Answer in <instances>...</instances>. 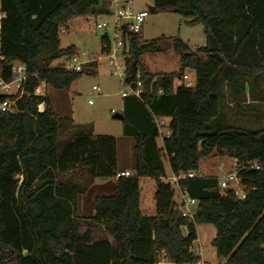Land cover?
Returning a JSON list of instances; mask_svg holds the SVG:
<instances>
[{
    "label": "trees",
    "instance_id": "obj_1",
    "mask_svg": "<svg viewBox=\"0 0 264 264\" xmlns=\"http://www.w3.org/2000/svg\"><path fill=\"white\" fill-rule=\"evenodd\" d=\"M99 1L0 0V82L11 80L16 63L26 74L17 94H0V103L15 101L13 112H0V264H158L161 255L173 264H196L190 247L201 225L215 228L210 244L223 264H264V126L231 124L222 107L225 99L236 109L247 97L264 103V0H151L154 13L201 24L206 45L192 49L179 38L129 35L123 84L137 89L139 81L141 94L123 98L121 123L122 135L133 142L134 175L118 178L113 196L96 197L94 216L79 218L77 199L85 187L76 179L114 178L116 140L56 115L48 92L35 90L44 82L46 90L66 91L96 68L70 72L50 65L77 53L73 46L59 50V34ZM164 44L179 56V69L149 74L143 56L162 53ZM187 72L194 85L176 87ZM160 119L169 120L170 132L161 147ZM211 155L259 164L257 171L237 173L244 199L221 190L214 176L177 186L164 181V160L171 174L198 175L201 160ZM141 178L155 182L154 216L140 212ZM173 186L197 202L192 222L176 210ZM94 227L113 243L94 240Z\"/></svg>",
    "mask_w": 264,
    "mask_h": 264
},
{
    "label": "rangeland",
    "instance_id": "obj_2",
    "mask_svg": "<svg viewBox=\"0 0 264 264\" xmlns=\"http://www.w3.org/2000/svg\"><path fill=\"white\" fill-rule=\"evenodd\" d=\"M133 8L136 11L146 10L153 6L151 0H132ZM108 9V0H100L98 5L92 7L87 16L73 18L63 28L65 33L59 34V50H65L71 46L75 47L79 54H84L86 57L81 60L91 61L84 65L97 64V69H88L75 80L70 88L66 91L46 90L49 94L52 110L56 115L70 117L75 125L92 124L94 127V135H107L112 137L122 138V123L112 118L115 114H121L123 106V98L121 93L125 91V86L121 77L113 75L111 68L107 64L104 54L101 53L100 37L101 32L97 31L92 23L102 22L105 18L101 15V8ZM160 36L167 38H179L192 49L204 47L206 38L203 32V27L197 22H193L191 18H182L174 13H150L145 19L139 37L143 41L156 39ZM65 59L53 62L51 67H62L65 64ZM123 64V60H120ZM143 62L146 71L152 75L167 74L177 72L179 69V56L174 53L169 44L163 45V52L159 54H146L143 56ZM191 80L194 79V74L191 72L185 73ZM175 86L182 85V82L177 80ZM98 87L99 91L92 90V87ZM13 86L11 94L16 93ZM17 94V93H16ZM241 109H236L230 103L229 99H225L222 103L223 111L227 116L228 122L237 126H242L250 129H257L264 126V103L252 104L247 97L245 103H241ZM43 110V107L40 108ZM169 132V129L162 128V133ZM131 142L130 139H127ZM233 160L229 158H220L211 155L206 159L201 160L200 175L202 176H226L233 172ZM164 167L167 176H170L168 163L164 160ZM165 181V180H164ZM76 182L85 191L82 194L88 196L105 195V192L95 188L88 189L87 178L76 179ZM166 182V181H165ZM87 184V185H86ZM231 186L236 188L235 181ZM141 197L148 199V203L154 204V181L152 179H144L140 182ZM175 202L181 200L180 194L175 186ZM105 193V194H104ZM197 203L189 205V210L195 214ZM143 216H154L156 212H141ZM99 227L92 229L93 239L99 240L105 238L104 234L97 231ZM82 225L80 231H85ZM198 240L195 245H200L203 248L202 261L204 264H223L224 261L218 259L215 249L211 246V241L215 237V228L212 225L200 226Z\"/></svg>",
    "mask_w": 264,
    "mask_h": 264
},
{
    "label": "built area",
    "instance_id": "obj_3",
    "mask_svg": "<svg viewBox=\"0 0 264 264\" xmlns=\"http://www.w3.org/2000/svg\"><path fill=\"white\" fill-rule=\"evenodd\" d=\"M108 11L102 16L105 18L102 22L92 23L93 27L101 32L100 37V47L101 53L105 55L107 64L112 70V74L124 77L125 71V61L129 53V41L128 37L130 34H140L142 25L145 19L148 17L149 12L146 10L136 11L133 8L132 0H108ZM61 33H65L62 30ZM86 56L84 54H79L78 52L70 59L66 60L65 64L62 66L63 69L67 71L80 72L83 70L84 65L88 64L91 59L81 60ZM120 60H123L121 64ZM11 80L9 82H0V94L1 95H15L18 93L21 85L25 81V67L21 64H13L11 69ZM185 87H192L194 85L195 79L191 80L187 74L182 76L179 80ZM17 90L15 94H11L12 87ZM137 89H133L131 86H125V91L121 93L122 98L128 96L139 97L141 94V83L138 81L136 83ZM92 90L99 91L98 87H92ZM161 93V91H159ZM35 94L39 96H44L46 94V87L44 82H40L39 86L35 90ZM38 107L39 111H42ZM15 110V101L10 99H5L0 103V112H13ZM115 115L114 111L110 112ZM232 165L233 172H230L226 176L218 179V186L221 190L231 189L234 195L242 200L245 198L246 191L240 186L239 179L237 178V173L239 171H245L248 169L259 170V164L254 161L247 162L244 165H238L236 161ZM200 174L194 172H181L177 175L171 174L170 177L166 178L165 181L172 185L177 186V184L185 179H192ZM120 177H132L130 172L118 173L115 178ZM236 183V188L231 186V183ZM181 200L177 203L176 210L180 212L182 217L187 218L189 221H193L195 214H192L189 210V205L196 204L197 202L191 199L186 193L179 191ZM197 240L193 242L190 247V253L193 257L199 258L196 264H204L201 260L203 254V248L200 245H195ZM164 258L161 255L159 257V263L163 261Z\"/></svg>",
    "mask_w": 264,
    "mask_h": 264
},
{
    "label": "crops",
    "instance_id": "obj_4",
    "mask_svg": "<svg viewBox=\"0 0 264 264\" xmlns=\"http://www.w3.org/2000/svg\"><path fill=\"white\" fill-rule=\"evenodd\" d=\"M101 11H102V14H104L108 11V9L103 7V8H101ZM95 69H97V64H96ZM168 122H169L168 119H160L159 120L160 137L157 139V145L159 147L162 146L163 137H167L170 134V132L162 133V128L168 129ZM127 139H130V138L124 137L123 135H122V138L115 137V140H116V157H117L116 172H117V174L123 173V172H130L133 176L134 173L132 171V161H131L133 142L131 139H130L131 142H128ZM199 169H200V166H199ZM165 172H166V170H165ZM170 175H171V172H170ZM221 177H223V176H219L217 178H221ZM166 178H168L167 173H166L165 179ZM144 179H150V178H141L139 180V188H140V182ZM116 180L117 179L115 177L110 178V179H93V181L88 184V189H91L92 187L93 188L96 187V189L101 190L100 192L106 193V194L104 193L105 195H102V197L113 196L115 194V182H116ZM141 191L142 190L140 188V204H139L140 212H142V211L149 212V213H151L153 211L156 212L155 205L153 206L152 204H149L148 199H146V198L143 199L141 197ZM154 192H155V182H154ZM86 193L79 195L78 199H77V216L79 218H90V217L94 216V213H95V199H96V197H99V196L98 195L97 196L96 195L88 196ZM198 229H200V226L196 227L197 240H198V234H199ZM97 231H99L101 234H104L105 238H107L110 243H113L112 238L110 236L106 235L103 228L99 227L97 229ZM183 232H184V234L186 233L185 229H183ZM80 233H82V232L80 231ZM201 260H202V258H201ZM158 264H173V263H171L165 259Z\"/></svg>",
    "mask_w": 264,
    "mask_h": 264
},
{
    "label": "water",
    "instance_id": "obj_5",
    "mask_svg": "<svg viewBox=\"0 0 264 264\" xmlns=\"http://www.w3.org/2000/svg\"><path fill=\"white\" fill-rule=\"evenodd\" d=\"M148 10H149L150 13H154V11H155L153 6L148 7ZM112 118L114 120H118L120 122H122V120H123L122 114H115V115L112 116Z\"/></svg>",
    "mask_w": 264,
    "mask_h": 264
}]
</instances>
